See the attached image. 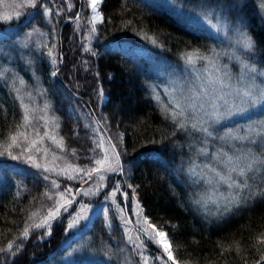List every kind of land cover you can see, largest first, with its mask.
I'll return each instance as SVG.
<instances>
[{
	"label": "trees",
	"instance_id": "1",
	"mask_svg": "<svg viewBox=\"0 0 264 264\" xmlns=\"http://www.w3.org/2000/svg\"><path fill=\"white\" fill-rule=\"evenodd\" d=\"M157 1L102 0L103 20L94 25L95 31L93 25L88 27L87 38L81 32L87 0H71L70 10L67 0H40L52 9L50 17L38 5L31 11L25 9L18 18L0 19V30L11 27L0 36V152L12 153L0 155V248L14 244L12 253L0 252V264H47L53 252L64 253L83 236L81 257L103 264H142L135 245L128 241L131 231L144 241V255L155 257L162 251L138 233L137 221L143 217L168 233L180 264H255L264 254V244L258 243L264 236V173L249 180L250 189L243 190L238 207L217 211L230 192L193 181L184 170L186 162L190 164L198 154L192 144H183L191 136L194 146L202 145L201 134L191 127L179 130L171 119H165L164 105L175 104L166 90L169 82L179 81L176 70L183 68L184 55L194 51L216 54L221 45L206 31L183 24L163 1ZM177 1L224 10L233 22L240 18L256 41L254 60L264 68V16L259 1ZM139 48L146 53L134 50ZM25 106L30 124L24 120ZM91 121L96 123L95 133L116 146L124 174L110 173L99 193L83 195L80 190L94 186L95 175L84 182L83 173L68 179L34 165L52 162V168L58 164L91 168L93 160L101 157ZM21 124L27 127L20 129ZM235 124L219 125L214 132L220 136ZM21 131L27 140L21 138L17 147L9 149V137ZM209 141L233 153L245 148V143L226 144L215 137ZM60 143L63 150L57 146ZM178 164L183 169L174 172ZM51 180L60 188H51ZM116 182L128 194L125 199L117 193L119 207L105 199ZM66 187L72 189L67 198L73 203L49 221L48 235L47 226L35 225L43 223L58 199L55 194ZM211 188L216 192L213 198ZM45 192H51L54 199L49 200ZM196 197L203 204H193ZM103 202L108 217L98 215L86 231L84 218L76 227H67L82 205ZM25 228L29 229L27 238L22 235ZM149 264L160 262L150 260Z\"/></svg>",
	"mask_w": 264,
	"mask_h": 264
},
{
	"label": "snow or ice",
	"instance_id": "2",
	"mask_svg": "<svg viewBox=\"0 0 264 264\" xmlns=\"http://www.w3.org/2000/svg\"><path fill=\"white\" fill-rule=\"evenodd\" d=\"M101 2L102 0H89L90 7L94 13L89 20V23L93 25L92 31H95L94 25L96 24L97 18L101 21L103 20L97 8V5ZM38 5L39 9H42L45 17H50L52 15V9L47 7V5L41 4L40 0H24L23 4L20 6L36 9ZM261 6L264 7V3H262ZM68 7L70 10L72 5L69 4ZM17 15H19V13H17ZM12 18L13 17L9 15L0 16V19L5 22ZM203 18L206 19L210 27L217 31L226 32L231 27L227 18L222 19L219 14L216 15L215 23H212V17L208 13H205ZM76 19L79 20V16H77ZM232 30L236 33L237 45L246 52H254L256 48V41L254 38L240 27H235ZM41 35H43V33H41ZM85 51H90V49H85ZM51 55L52 53L49 51V56ZM202 58L203 57L197 56V59ZM188 61L192 63L193 57L189 56ZM53 62L55 63V61ZM55 74L56 73L53 72V75ZM226 87L229 89L227 92L221 90L219 94L207 101L208 107L204 105H190L187 103L182 104L179 101L171 107L164 105L165 119H171L172 123L175 124L179 130L187 131L188 128L191 127L193 131L201 133L202 139L206 144L207 139L213 137V132L210 131V129L219 123L220 120L235 115L243 116L245 113L257 107L264 108V71L258 70L255 64L242 61V71L236 78V83H229ZM156 99L157 102H159L160 98L157 97ZM21 103L23 104V102ZM41 119H43V117H41ZM24 120L30 124V113L27 106H25ZM18 127L24 129L27 125L21 124L18 125ZM21 138L27 140L24 131L19 132L17 135L10 136L9 140L11 143L9 144V149L17 147ZM216 138L226 144L231 142L245 143V148L242 152L229 155V153L225 152L222 148L220 153L217 154L216 159L225 164V171L217 172L215 168H211L210 165L207 166L211 168V171L215 174L214 178L219 183L227 184L228 189L233 190L229 195L223 196L225 203L222 207L217 208V211L229 212L231 211V206H239L243 190L250 189L249 180L253 179L256 174L264 173V118L256 120L249 118L248 124L236 129H228L223 135L217 136ZM30 143L34 145L36 141H31ZM57 146L63 150L64 146L62 143ZM99 146L100 145H98V147ZM111 149L112 157H109L108 150H105V154L102 157L93 160V166L91 168H80L79 166L67 164L65 168H61L60 171L57 172V175L63 174L66 175L68 179H76L77 175H71L68 172L69 168L78 175L83 173L80 178L84 180V182L93 180L95 175L97 179L94 181V187L88 190L81 189L80 192L83 195L99 193L102 188L107 186L103 183L107 179L104 173L112 172L120 175L124 174V166L120 161V153L115 150V145H111ZM28 151H31V148H29ZM198 151L206 155L205 148H200ZM0 155L11 156L12 153L10 150H5L4 152H0ZM72 155H75L74 149L72 150ZM18 158L19 157H13V159ZM32 159V157H29V160ZM34 166L37 168L42 167L40 164H35ZM55 170L54 168L44 167V171L46 172ZM233 173H235V176H233ZM44 179L47 180L49 177L45 176ZM50 187L59 189L60 184L55 180H51ZM128 187L132 188L133 186L129 184ZM133 191L135 190L133 189ZM117 193H120L127 199L128 194L122 192L119 182H116L111 191L105 194V199L111 200L113 204L119 207L116 201ZM44 195L47 196L49 200L54 199L51 192H45ZM71 195L72 189L67 187L63 191L57 192L55 196L58 197V199L54 200L53 207L48 210L47 216L43 218V223L37 224L35 227L47 226V234L51 235V224L49 221L59 216L60 209L67 211L68 207L73 203L72 199L67 198ZM251 195L252 193L249 192L250 197ZM193 204L201 205L203 201L199 197H196L193 199ZM88 210V205H82L81 212L77 213L76 216L72 218L67 227H76L79 219L82 218V213ZM120 210L121 212L124 211L122 208ZM104 211L105 214H107V209ZM136 215L139 216L140 213L137 212ZM137 223H141V221L138 220ZM143 224L146 225V227L139 228L137 230L138 233H143L147 240L154 243L162 251L160 255L155 257L146 256L144 255V250L146 248L144 241L139 240L138 236L135 239L129 236L128 241L135 245L138 255L141 257L142 264H149L150 260L159 261L160 264H168L169 261L171 264H180V261L177 260L174 254L173 242L168 237V233L157 229L156 225L152 224L147 217L143 218ZM22 235L27 238L29 236V229L25 228ZM258 243L264 244V236L258 238ZM13 249V242H9L6 248H0V252L12 253ZM255 264H264V254L261 255L260 259L257 260Z\"/></svg>",
	"mask_w": 264,
	"mask_h": 264
},
{
	"label": "rangeland",
	"instance_id": "3",
	"mask_svg": "<svg viewBox=\"0 0 264 264\" xmlns=\"http://www.w3.org/2000/svg\"><path fill=\"white\" fill-rule=\"evenodd\" d=\"M163 1L166 4V7L170 8L171 11L178 15L181 20H183V24L186 26L189 25L193 29L197 31H206L210 35L214 36L217 41L221 45V50H219L216 54H203L199 51H194L189 54H185L182 58L184 62L180 65L183 66L181 70L177 68L176 71L178 73L176 74V78L179 80L176 83L169 82V86L167 87L166 92L169 95L170 99L176 103L179 101L182 104H190V105H204L205 107H208L207 101L212 99L213 96L219 94L221 90L224 92H227L229 89L226 87L229 83L235 84L236 78L241 74L242 71V61H247L250 64H255L258 68V70L264 71V68H261L257 65L255 62V56L253 57L254 52H246L244 51L240 46L236 43V33L232 30L235 27H240L243 31L246 32L242 22H240V18L237 19V22H233V20L230 19L231 16L224 11V10H218L213 7H207L203 6L202 3H194L193 5H184L181 1L177 0H158L157 2ZM201 1V0H200ZM259 1V8L262 10L263 16H264V7H262V3H264V0H254V2ZM24 0H0V16L9 15L11 17H19L20 14L24 12L25 9L32 10L31 7H22ZM69 4H71V0H67ZM202 2V1H201ZM88 3V14H86L85 20L82 22L83 25L81 26V32L82 35L87 38V29L90 27L89 20L92 18L94 13L92 12V9L90 7L89 0H87ZM68 4V5H69ZM101 4L97 5V8L99 10L100 15L103 17L102 11H101ZM19 13V15H17ZM208 13L212 17V23H215L216 15L219 14V16L223 18H227V20L230 22L231 27L228 31H217L216 29L209 26V23L206 22V19L203 18L204 14ZM101 20L97 18L96 24L100 23ZM95 24V25H96ZM11 28V27H7ZM1 29L0 30V36L6 35L9 32V29ZM125 47L127 46V43H124ZM138 50L137 52L139 54L146 53L143 49H134ZM202 53V54H201ZM193 57V62L190 63L188 61V57ZM197 56L203 57L202 59H197ZM179 65V66H180ZM178 66V67H179ZM210 110V109H209ZM249 118L252 120L261 119L264 118V108L257 107L255 109L250 110L249 112L245 113L243 116L235 115L228 117L226 119H222L214 125V127H218L219 125L224 124H230L232 121L237 122V124L233 125L232 127H229L228 129H236L243 125L248 124ZM94 131L93 139L97 142L98 149L101 151V157L105 154V150H108L109 157H112V149L110 144L105 140L104 137H102L98 132L95 133L97 130L96 123L92 122L89 123ZM214 127L210 129V131L213 132V137H209L207 139V143L205 144L204 140L202 139V145L194 146V140L191 142V136H188L186 138V141L184 142V147L190 146L192 144V148L196 149L197 156L194 158L192 157L191 163L186 162V166L184 170L187 172V174L190 175L191 178H193V181L201 180L209 185L214 186H222L223 193L231 192L232 190L228 189L227 184L219 183L215 178V174L211 171V168H215L217 172L225 171V164L216 159L217 154L220 153L221 149H217V147H213L212 143L209 140H213L214 137L216 138L217 135L214 132ZM228 129H225L228 130ZM216 131V130H215ZM223 132V134L225 133ZM199 133V132H198ZM201 134V133H200ZM222 134V135H223ZM202 138V134H201ZM91 140V139H90ZM92 141V140H91ZM220 142H223L220 140ZM233 143H242V142H231ZM197 146V147H196ZM205 148L206 149V155L201 154L198 149ZM224 150V149H223ZM225 152H228L224 150ZM229 155H233L234 153H238L237 150L233 152H228ZM208 156H211L210 159H208ZM189 160V159H188ZM44 163L41 165L42 167H48L52 168L51 164ZM11 167H16V164L9 163ZM184 165V163H181ZM178 164L174 167L173 170H179L180 168L183 169L182 165ZM211 166V168L207 166ZM58 164L56 167L54 165V169H56L54 172L60 171L61 168H65L64 164H61V166ZM176 170L174 172H176ZM68 172L71 175H75L76 173L72 171V169H68ZM112 172L104 173L106 176H108ZM233 176H235V173H233ZM93 183L90 184L86 190L89 188H93ZM210 198H213V194H216L215 189L211 188L210 190ZM218 195V194H217ZM190 197V196H189ZM191 198V197H190ZM205 200H208L207 198ZM188 201L191 203L192 199L188 198ZM88 205L89 210L84 211L82 213V218L86 219L87 225L84 231L88 230L91 227L92 221L95 217H97L100 214L105 215L108 217L107 214H105V203L93 205V204H85ZM81 212V208L79 210ZM78 212V213H79ZM128 217V216H127ZM140 217V216H139ZM141 218V217H140ZM144 218V217H143ZM130 218H128L129 220ZM141 227H146V225L143 224V219L141 218ZM130 224V222H129ZM131 225V224H130ZM140 227V228H141ZM130 231V229H127V231ZM164 231V230H163ZM130 234V233H129ZM132 237L137 238V234L133 233L131 231ZM130 234V236H131ZM134 234V235H133ZM82 234H78L76 237H80ZM84 241V236L80 238L79 243L76 244V246L73 244L69 247L68 250H66L64 253L59 252H53L49 257L50 261L47 262V264H103L102 262H97V260L89 257H81L80 253L82 252L83 246L82 243ZM69 246V245H68Z\"/></svg>",
	"mask_w": 264,
	"mask_h": 264
}]
</instances>
